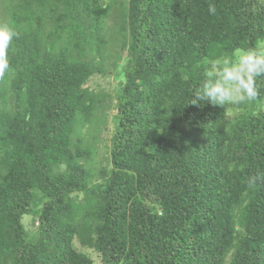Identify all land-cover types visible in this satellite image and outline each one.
Returning a JSON list of instances; mask_svg holds the SVG:
<instances>
[{
    "label": "trees",
    "instance_id": "16d2710c",
    "mask_svg": "<svg viewBox=\"0 0 264 264\" xmlns=\"http://www.w3.org/2000/svg\"><path fill=\"white\" fill-rule=\"evenodd\" d=\"M0 25V264H264V76L231 117L189 103L264 49V0H0Z\"/></svg>",
    "mask_w": 264,
    "mask_h": 264
},
{
    "label": "clouds",
    "instance_id": "9594fccd",
    "mask_svg": "<svg viewBox=\"0 0 264 264\" xmlns=\"http://www.w3.org/2000/svg\"><path fill=\"white\" fill-rule=\"evenodd\" d=\"M207 11L216 15L215 4L210 3ZM15 35L7 25H0V78L10 70L8 49ZM202 76V82L191 95V104L206 100L230 111L229 105L240 106L254 101L259 95L257 78L264 76V49L240 48L231 54L209 59ZM261 178L250 177L247 182L249 189H255Z\"/></svg>",
    "mask_w": 264,
    "mask_h": 264
},
{
    "label": "rangeland",
    "instance_id": "374dc122",
    "mask_svg": "<svg viewBox=\"0 0 264 264\" xmlns=\"http://www.w3.org/2000/svg\"><path fill=\"white\" fill-rule=\"evenodd\" d=\"M90 85L92 86V88L95 91H97L99 93H106V94L109 93V94H111V91L116 86V82L109 76H107V77L96 76L90 81ZM112 96H114V93L112 94ZM232 107L233 106L229 105V108H231L230 111H227V108L225 107L226 108V114H229L230 117L234 114V111L232 110ZM219 108H223V107L219 106ZM100 127L102 128L103 126L100 125ZM105 133L108 134L109 137H110L112 135V127L110 126ZM102 134H103V132H102ZM107 140L108 141L106 142V144H110V142H109L110 138H108ZM104 143H105V140H100L99 143H98V146L99 147H102L103 145L105 146ZM103 151H104V148H103ZM104 153H105V151H104ZM23 218H24L23 220L27 221L29 219V216H24Z\"/></svg>",
    "mask_w": 264,
    "mask_h": 264
}]
</instances>
